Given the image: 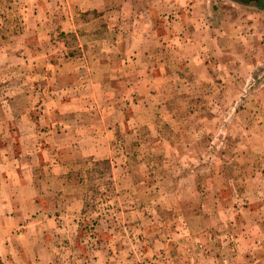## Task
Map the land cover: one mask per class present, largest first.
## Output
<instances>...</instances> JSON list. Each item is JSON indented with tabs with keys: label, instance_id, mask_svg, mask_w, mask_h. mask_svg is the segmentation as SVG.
Returning a JSON list of instances; mask_svg holds the SVG:
<instances>
[{
	"label": "rangeland",
	"instance_id": "obj_1",
	"mask_svg": "<svg viewBox=\"0 0 264 264\" xmlns=\"http://www.w3.org/2000/svg\"><path fill=\"white\" fill-rule=\"evenodd\" d=\"M122 1L0 0V264H264V10Z\"/></svg>",
	"mask_w": 264,
	"mask_h": 264
},
{
	"label": "crops",
	"instance_id": "obj_2",
	"mask_svg": "<svg viewBox=\"0 0 264 264\" xmlns=\"http://www.w3.org/2000/svg\"><path fill=\"white\" fill-rule=\"evenodd\" d=\"M106 1H111V0H76V3L77 4H89L90 5V9H100V6L102 5V4H104ZM73 2H74V0H73ZM136 2H137V0H129V1H127V0H124V1H122V3L124 4V6L125 7H127L128 5L129 6H131L132 7V5L133 4H135L134 6H135V8L137 9V5H136ZM132 3V4H131ZM131 4V5H130ZM88 8V9H89ZM88 9H86V10H88ZM162 9V8H161ZM163 10V9H162ZM146 13L148 14V17H151L152 16V10L151 9H148L147 11H146Z\"/></svg>",
	"mask_w": 264,
	"mask_h": 264
},
{
	"label": "water",
	"instance_id": "obj_3",
	"mask_svg": "<svg viewBox=\"0 0 264 264\" xmlns=\"http://www.w3.org/2000/svg\"><path fill=\"white\" fill-rule=\"evenodd\" d=\"M244 4L254 2L257 8L264 10V0H240Z\"/></svg>",
	"mask_w": 264,
	"mask_h": 264
}]
</instances>
